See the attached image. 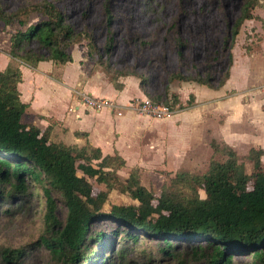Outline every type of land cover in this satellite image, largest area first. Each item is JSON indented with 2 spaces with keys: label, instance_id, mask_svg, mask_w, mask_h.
<instances>
[{
  "label": "trees",
  "instance_id": "trees-1",
  "mask_svg": "<svg viewBox=\"0 0 264 264\" xmlns=\"http://www.w3.org/2000/svg\"><path fill=\"white\" fill-rule=\"evenodd\" d=\"M256 6L264 9V0H244L239 16L230 25L229 36L225 37V47L233 45L244 20L255 16L252 10ZM31 10H36L41 18L10 33V55L31 66L45 59L54 63L72 61L70 47L80 39V34L51 0L31 2L12 11L0 5V23L25 25ZM84 35L90 53L96 52L98 62L104 65L106 61L97 51L92 35ZM33 40L46 52L31 48L29 43ZM228 57L230 61V51ZM115 73L110 81L119 88L122 83L118 74L123 72ZM229 75L227 65L217 83L209 69L193 75L173 72L170 78L219 88ZM21 80L18 65L9 63L0 70V200L30 196V182L41 188L45 229L38 240L57 264H85L98 250L91 247L92 242L106 243V249L112 247V241L103 242L109 235L134 242L140 236L154 238L156 254L176 264H234L237 254H251L255 264H263V146L248 148L245 156L252 163L248 172L235 147L224 141L219 145L213 139L214 151L225 154V158L211 156L203 172L167 171L160 189L155 190L141 182L137 168L124 178L119 176L118 169L125 165V159L117 151L104 154L88 141L78 145L54 140L50 125L40 128L27 120V103L20 98L18 89ZM145 80L142 78L139 85L147 92ZM151 99L183 108L176 93ZM76 134L86 135L82 131ZM95 181L103 187L95 185ZM112 189L127 193L137 203L107 206ZM57 194L66 207L64 221L55 213ZM103 219L113 220L119 226L108 231L91 229L94 222ZM23 254L24 247H0L1 257L11 264H19Z\"/></svg>",
  "mask_w": 264,
  "mask_h": 264
},
{
  "label": "rangeland",
  "instance_id": "rangeland-1",
  "mask_svg": "<svg viewBox=\"0 0 264 264\" xmlns=\"http://www.w3.org/2000/svg\"><path fill=\"white\" fill-rule=\"evenodd\" d=\"M38 1L41 0H0V5L6 11H12L21 5ZM51 1L62 11L66 22L78 35L80 34V39L70 47L76 59L100 70L109 79L111 74L113 72L116 74L117 71L125 73L118 74L119 79L130 78L138 81L145 78L146 91L152 96H164L166 93L169 97L172 93L177 94L176 90H180L185 93L184 105L189 106L194 97L190 96L192 92H188L189 86L186 87L185 84L194 81L171 79V73L204 74L209 69L213 75V82L217 83L227 65L239 72L238 68L243 65L247 67L250 65L255 69L258 62L255 53L262 38L257 28L258 25L264 26L262 6H256L252 10L255 15L253 18L244 20L233 45L229 48L223 45L225 37L229 36L230 25L240 14L244 0ZM40 18L36 10H31L25 25L14 22L3 26L0 23V41L8 43L10 49V33L19 28L25 29L28 24ZM85 32L92 35L97 51L106 61L104 65L98 62L96 52L90 53ZM29 46L46 52L34 40ZM229 51L232 56L230 61ZM15 59L24 62L20 58ZM176 109L181 111L183 108ZM214 117L218 119L220 115ZM252 129L255 130L254 127ZM207 140L208 151L193 158L192 162L186 161L185 165L180 167H121L118 174L124 178L132 169L137 168L141 182L148 188L159 190L167 171L186 169L203 172L207 169L211 156L225 158V154L214 151L211 141L208 138ZM216 141L222 145V140ZM252 143L249 139L233 141L248 172L252 168V163L245 154ZM259 143L264 145V138H261ZM262 158L264 160V156ZM94 184L103 187V184L96 181ZM30 187L32 190L30 196L0 200V247H24L19 264H57L48 249L38 240L45 229V201L40 192L41 188L33 182H30ZM200 194L204 195L202 189ZM56 198L55 213L60 221H64L65 204L59 194ZM106 203L108 206L111 203H137V200L118 189H112L108 193ZM117 226H119L117 222L103 219L94 222L91 229L108 231ZM137 239L138 242H134L131 239H121L120 235H109L103 242L110 244L112 241L110 249H106L108 247L106 243L103 245L92 242L91 247L98 250L94 253V258L88 259L85 264H176L173 260L161 258L156 254L157 240L154 238L140 236ZM233 262L255 264L251 254L234 255ZM0 264L11 263L0 255Z\"/></svg>",
  "mask_w": 264,
  "mask_h": 264
},
{
  "label": "crops",
  "instance_id": "crops-1",
  "mask_svg": "<svg viewBox=\"0 0 264 264\" xmlns=\"http://www.w3.org/2000/svg\"><path fill=\"white\" fill-rule=\"evenodd\" d=\"M257 30L262 38L255 53V69L250 65L238 68L239 72L231 68L219 88L188 82L185 86L190 87L187 90L194 100L189 106L184 105L185 93L176 90L183 109L166 118L150 117L125 106L134 97L152 96L141 89L139 79H119L122 86L118 88L103 72L73 55L72 61L66 63L45 59L31 66L16 61L9 53V44L0 41V70L9 63L20 67L22 80L18 89L20 98L27 103L25 117L40 128L50 125L52 139L78 145L88 141L104 154L117 151L125 159L123 167H180L208 151L207 138L220 139L233 147V141L241 139L253 141L251 146L261 145L264 26L258 25ZM74 89L112 98L123 109L118 112L109 107H88ZM214 115L220 117L216 119ZM76 131L86 135H77Z\"/></svg>",
  "mask_w": 264,
  "mask_h": 264
},
{
  "label": "built area",
  "instance_id": "built-area-1",
  "mask_svg": "<svg viewBox=\"0 0 264 264\" xmlns=\"http://www.w3.org/2000/svg\"><path fill=\"white\" fill-rule=\"evenodd\" d=\"M74 91L78 94L80 101L88 107L94 109L109 107L117 109L118 112H121L120 110L123 109V107L112 98L96 96L82 89H74ZM125 106L140 114H145L154 118H166L178 112L176 109L178 107H174L169 103L155 101L147 96L141 98L134 97Z\"/></svg>",
  "mask_w": 264,
  "mask_h": 264
}]
</instances>
